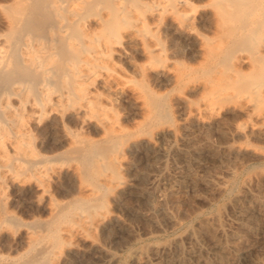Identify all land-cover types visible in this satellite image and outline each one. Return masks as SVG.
Wrapping results in <instances>:
<instances>
[{
	"label": "bare ground",
	"instance_id": "1",
	"mask_svg": "<svg viewBox=\"0 0 264 264\" xmlns=\"http://www.w3.org/2000/svg\"><path fill=\"white\" fill-rule=\"evenodd\" d=\"M249 136L264 140V0H0V233L21 226L6 205L46 215L20 264H113L126 214L146 233L176 225L179 192L224 189L195 167L240 163L250 149L235 138ZM255 195L247 184L231 202L251 232L237 203ZM224 235L245 237L203 217L125 264H249L226 260Z\"/></svg>",
	"mask_w": 264,
	"mask_h": 264
},
{
	"label": "rangeland",
	"instance_id": "2",
	"mask_svg": "<svg viewBox=\"0 0 264 264\" xmlns=\"http://www.w3.org/2000/svg\"><path fill=\"white\" fill-rule=\"evenodd\" d=\"M168 109L171 118L179 130L178 114L175 106L168 102ZM236 142H242L250 151L242 155L241 162L236 163L234 156L212 164L211 160L205 159L195 167L197 175H220L225 181L222 191H209L204 188L191 190L186 188L174 197L177 202L169 203L168 207L178 219L174 226L163 225L159 228H153L150 233L145 232V224L128 214L127 219L133 229V234L127 236L126 240L117 242L108 241L107 248L115 253L113 264H125L129 253L138 248L146 249L154 243H167L177 236H183L189 228L194 227L203 217L218 216L219 223L224 227H233L238 233H242L244 239H237L228 235L221 237V241L227 244L225 250L220 249L228 262L239 258L249 264H264V180L256 177L264 175V140L257 137H247L238 139ZM214 144L219 143L216 136L212 137ZM202 155H204L202 153ZM166 164H170V159L165 157ZM141 170H146V165L137 164ZM226 166L232 169V172L225 171ZM126 176L125 170H123ZM249 186L255 190V199L250 202L240 201L237 206H250L256 216V225L258 228L251 232L243 224V216L235 214L232 208V200L236 195L242 194L244 186ZM75 193L76 187H72ZM70 197L63 200H69ZM27 203V202H26ZM6 205L8 213L12 217V224H21L19 229L14 232L0 233V264H20L30 261L32 252L29 247L30 242L27 232L37 226L46 218L45 214L35 205ZM118 210V208H114ZM204 250L212 245L211 240L204 238L202 240ZM184 245H188L184 241ZM72 259V258H71ZM93 262V261H92ZM74 264H83L82 261H74ZM93 264H105L103 257L94 260Z\"/></svg>",
	"mask_w": 264,
	"mask_h": 264
}]
</instances>
